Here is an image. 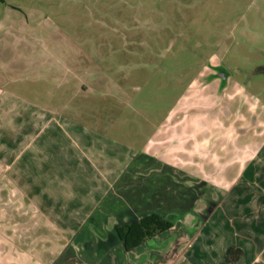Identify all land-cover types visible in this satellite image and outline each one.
I'll return each instance as SVG.
<instances>
[{"label":"rangeland","instance_id":"rangeland-1","mask_svg":"<svg viewBox=\"0 0 264 264\" xmlns=\"http://www.w3.org/2000/svg\"><path fill=\"white\" fill-rule=\"evenodd\" d=\"M3 24L0 39L11 30L19 40L30 39L25 50L21 43L10 46L11 54L2 48V66L15 61L24 65L13 74L2 69L7 81L12 80L10 74L16 78L23 72L20 82L8 89L17 90L19 85L23 91L27 86V92L37 89L34 96L25 97L34 103L42 100L51 110L65 107L72 114L58 117L47 111L48 105L39 107L48 112L46 121L58 126L60 121H70L75 129H0V264L158 263L155 254L149 256L147 251L158 245L171 249L172 242L178 241L176 235L132 255L124 253L116 236V227L132 217L124 189L133 183L121 159L131 156L126 143L142 149L153 126L163 122L177 104L178 109L188 103L206 109L211 97L230 95L227 101L242 110L248 118L246 124L251 125L247 127L255 126L252 132L246 128V142L257 140V150L264 151V74L259 69L264 66V0H0V28ZM29 50L28 57L18 58ZM213 70L220 77L216 83ZM73 76L84 79L72 81ZM200 76H205L203 81ZM232 81L250 97L240 93L233 100L237 88ZM211 83L213 87L201 92V87ZM77 111L83 114L80 118ZM257 117L260 121L256 122ZM197 118L206 124L213 122L205 116ZM111 123L113 139L124 141L122 150L114 151L110 138L102 142L91 139V135L105 136ZM49 130L67 136L55 143L70 159L64 172L75 177L72 183L79 181L75 193L67 191L61 178L52 177L48 169L56 171L50 167L51 161L40 158L31 170V160L22 158L49 152L51 141L39 146L23 143L31 137H45ZM254 132L258 138L254 139ZM115 154L118 164L113 160ZM262 154L256 162L249 156L241 162L246 165L244 178L243 173L229 178L231 190L242 194L236 198L238 193H232L228 201L246 202L243 209L230 210L219 204L211 212L215 214L219 208L227 218L223 227H229L231 234L242 231L248 237L264 236ZM115 165L120 169L118 177L110 175ZM68 183L70 186L71 180ZM214 191V205L224 202L223 189ZM204 221L198 218L178 229L183 228L189 241H194L195 231L205 226ZM202 256L196 259L205 264L202 261L208 262L209 257Z\"/></svg>","mask_w":264,"mask_h":264},{"label":"crops","instance_id":"crops-1","mask_svg":"<svg viewBox=\"0 0 264 264\" xmlns=\"http://www.w3.org/2000/svg\"><path fill=\"white\" fill-rule=\"evenodd\" d=\"M4 26L5 24L1 26L0 30H3ZM6 30L7 28H5L4 31L6 32ZM7 36L8 37H4V39H0V129L34 130L43 128L53 129V131L62 130L61 127L63 129H75V126H73L70 121H60L61 123H59V126L54 122L46 121L48 112H56L58 117L62 115L63 117H71L72 114H69V110L65 107H58L55 110H51L48 103L42 104V100L34 103L25 97V95H29L30 97L34 96L37 89L36 91L34 89L27 92V86L24 87L23 91L21 85L14 91L11 90V88L8 89L10 84H14L13 86H15L20 82V78L18 79V77L19 75L22 77L23 72L18 73L16 76L17 79L13 78L12 74L16 70L21 71L24 65L22 64L23 62L15 61L10 64L6 63L5 67L4 65L2 66V62L5 61V54H2V48H7L11 54L14 50L13 47L10 46L21 43L20 47H25V50L28 49V44H30L28 40L30 39H26V41L19 40L18 34L14 30H11ZM18 51L20 52L19 49ZM30 52L29 50L26 55L21 54L18 58L20 60L25 59ZM2 69L3 73H12L9 75L12 80L7 81L5 79L1 72ZM212 74L215 76L212 79L213 82L216 83L220 80V77L217 76L214 70ZM73 77L76 79L72 81H83L81 79H84V77L79 76H77L78 78L75 76ZM31 78L32 75H30L28 80H31ZM204 78L205 76L203 79L200 76L202 81ZM1 79H4L7 83L3 84ZM24 79L27 80L26 77ZM200 79L198 78L197 80ZM224 79L226 80L224 82H228L229 77L224 75ZM213 84H206L204 87H201V92L213 87ZM232 84L233 88H237L236 94L235 90H233V100L238 99L237 97H240V93H248V97H250V93L246 92L245 88H241V86L233 81ZM226 85L227 83L224 87ZM2 87H4V89H2ZM202 88H204V90ZM229 96L230 95L226 96V94H221L219 97L217 94L211 97L209 102L206 99L207 105L210 103V107L206 109L196 108L191 103L183 104L184 107L178 109L179 104H177L171 110V114H169L163 122L157 126H153L154 131L148 137L145 143L146 145H144L142 149L139 150L130 143H126L128 144L126 145L127 151L130 152L131 156L130 158L124 157V159L121 160L125 163L124 167L127 168V175L130 178V182L133 183L124 189L126 193L125 200L127 211L132 217L121 223L118 227L152 214H158L174 225L170 231L148 240L132 251L125 250L117 235L118 227H116V236L126 255L135 254L139 252L140 249H145L151 245V243H155V241H162L168 238V236L174 235L175 237L176 235L178 241L174 244L172 242L171 249L167 250L165 246L161 249L162 247L159 245L157 249H155V247H148L150 251L148 250L147 253L150 254L149 256L155 254L154 257H156V261L158 262L156 264H204L196 259L202 258V255L209 257L208 262L206 261L207 259L202 261L205 262V264H230L226 259V254L231 247H236L243 251L241 259L236 264H264V236L252 235V237H248L249 235H244L242 231H239L237 235L231 234L229 227H223V221L225 223L227 218L225 215L223 216L222 212L219 213V208L215 214H211L214 208L219 206V204H223V206L227 205L226 207L230 210L238 208L240 211V206L243 209L246 202L243 201V203H241L239 201L235 204L233 201H228L232 193H238L236 198L242 194V192H234V188L231 190L229 178L236 173L237 176L243 173L242 178H244L245 172L243 171L246 165L242 166L241 162L245 161V158L248 156V159H252L253 162H256V160L262 158V152H264L259 149L257 150V140L251 141L250 143L246 142V128L252 132L251 129L254 130L255 126L253 128L247 127V125H250L246 124L248 118L245 117V114L242 113L239 107L235 109L229 104L230 99L227 101V98H230ZM7 101H10V103ZM47 105L50 109H47L48 112L45 111L46 113H43L44 110L39 109V107L44 109V106ZM233 108L235 110H233ZM65 112L68 113L67 116ZM76 114H78V118H80L82 113L77 111ZM215 114H217L218 117L213 121ZM75 116L73 115V117ZM196 116H205L213 122L209 121L210 123L206 124L199 118H197V121ZM219 116L221 118H219ZM43 117L44 123L42 121ZM259 119L260 118L257 117L256 122L260 121ZM112 123L110 124L109 132H106L105 136L102 134L91 135V139L102 142L104 140L103 138H110V144L112 147H115H113L114 151L118 149L122 150L124 141L122 139V141L116 138L113 139L111 136L112 134H110L112 131ZM258 123L260 124V122ZM93 128H97V126H93ZM53 131L49 130V134H51L50 137H48L49 134L45 136L47 138L43 136L40 138L31 137L28 142H23L26 145L33 144L39 146L51 141L52 147H47L49 152H47L46 155L40 156L38 152H35L36 156L34 155L32 157L26 154L22 156V158H24V161L31 160L29 166L31 170L35 169L40 158L45 162L51 161L50 167L56 171L53 172L50 168L48 169L52 172V177L55 175L61 178L62 184L66 185L68 188L67 191L75 193L76 190L74 186L78 189L77 187L80 185L79 181L77 180L75 183H72V181H74L72 179L75 177L71 179L72 174H67V171L64 172V169L70 166V159L67 158L62 151L59 152V143H55L58 140L65 141L67 136L64 138L62 132L55 131V134H53ZM253 134L254 139L255 137H259L258 134L256 136L255 132ZM78 136L83 139L80 134H78ZM18 141L20 145L23 144L21 139H18ZM116 155L117 154H115L113 160L118 164L119 157L117 158ZM19 156L21 157V155ZM110 157L112 156L110 155ZM128 161L130 162L129 164H127ZM219 165L221 166L220 169ZM117 166L118 165H115L114 169L110 172V175L113 177H118V171L120 169H117ZM122 166L123 164L121 168ZM214 170H217L215 175ZM138 177H141L142 180L136 181ZM145 177L148 179L147 183L145 182ZM70 180L71 185L69 186L70 183L68 182H70ZM214 186L222 188L226 195L223 194V197L225 196L224 202L221 203V201H216V205H214L215 201L213 200H215L214 190H217V188H214ZM63 190L66 191L65 187H63ZM244 192L245 191H243V193ZM221 195L220 193V197ZM260 208L262 209L264 207L260 205ZM204 217L205 219H202ZM198 218L200 221L205 220V226L201 230L195 231L194 241L193 239L189 241L185 230H183V228L178 229L179 225H192ZM209 225H211V228H209ZM206 228L209 230L203 235ZM201 237L205 238L202 239ZM205 243L206 247H204ZM184 247L185 249L187 248L186 252L183 251L185 249H181ZM184 253L186 258L183 256ZM156 261L154 260V262Z\"/></svg>","mask_w":264,"mask_h":264},{"label":"trees","instance_id":"trees-1","mask_svg":"<svg viewBox=\"0 0 264 264\" xmlns=\"http://www.w3.org/2000/svg\"><path fill=\"white\" fill-rule=\"evenodd\" d=\"M173 223L158 214H152L144 218L134 220L117 228V235L126 251H132L143 245L148 240L170 231ZM243 255V251L231 247L226 254L230 263H237Z\"/></svg>","mask_w":264,"mask_h":264},{"label":"water","instance_id":"water-1","mask_svg":"<svg viewBox=\"0 0 264 264\" xmlns=\"http://www.w3.org/2000/svg\"><path fill=\"white\" fill-rule=\"evenodd\" d=\"M259 69L263 70V71H261V73L264 74V66L260 67Z\"/></svg>","mask_w":264,"mask_h":264},{"label":"flooded vegetation","instance_id":"flooded-vegetation-1","mask_svg":"<svg viewBox=\"0 0 264 264\" xmlns=\"http://www.w3.org/2000/svg\"><path fill=\"white\" fill-rule=\"evenodd\" d=\"M217 75H219V74L217 73Z\"/></svg>","mask_w":264,"mask_h":264}]
</instances>
